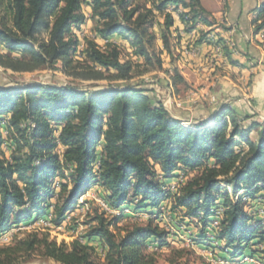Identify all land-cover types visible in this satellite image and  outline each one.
I'll return each instance as SVG.
<instances>
[{
  "label": "trees",
  "instance_id": "16d2710c",
  "mask_svg": "<svg viewBox=\"0 0 264 264\" xmlns=\"http://www.w3.org/2000/svg\"><path fill=\"white\" fill-rule=\"evenodd\" d=\"M4 1L11 26L0 19L3 69L26 73L42 67L57 69L60 63L61 71L74 80L132 79L131 63L120 60L113 42L107 41L102 50L87 39L83 53L88 64L74 59L78 38L72 27L85 21L83 0H0V8ZM130 2L90 0L98 21L94 31L102 39L114 35L129 39L136 53L151 63L145 30L138 26L142 18L137 17L135 26L129 23L136 12L128 8ZM152 3L160 12L181 7L178 18L188 26L187 32L197 24H215L200 0ZM253 11L254 33L264 32V0ZM164 25L166 29L173 25L170 11ZM43 31L47 39L39 40ZM161 38L168 47L167 35L162 33ZM172 74L173 85L184 82L176 68ZM247 119L224 104L210 121L184 125L170 115L162 101H153L148 90L133 84L97 89L71 83L0 86V128L5 121L7 129L6 138L0 132V233L34 216H44L51 208L52 222L58 224L81 196L99 185L107 192L104 201L114 210L132 204L135 212L154 216L171 198V212H180L182 220L195 218L201 223L200 233L190 237L194 244L212 249L224 259L237 260L248 254L264 264V218L258 210L245 208L250 200L264 203V126L255 120L244 124ZM253 130L258 132L255 140L250 138ZM181 171L196 174L174 193L167 186ZM53 198L56 202L52 204ZM219 207L223 210L219 226L209 232ZM95 220L97 224L89 225L81 236L83 242L33 236L14 248H0V254L39 244L55 264H97L92 261L96 248L89 243L98 240L105 249V264H158L147 246H166L169 235L153 219L128 227L120 237L109 229L120 216L108 221L96 216ZM174 253L168 264H193L182 258L181 250ZM0 264L10 263L0 259Z\"/></svg>",
  "mask_w": 264,
  "mask_h": 264
},
{
  "label": "rangeland",
  "instance_id": "374dc122",
  "mask_svg": "<svg viewBox=\"0 0 264 264\" xmlns=\"http://www.w3.org/2000/svg\"><path fill=\"white\" fill-rule=\"evenodd\" d=\"M153 1L154 0H131L128 7L130 9H136V12L129 20L131 26H135V24L137 23L138 16L142 18L141 20L138 19V21L140 20L138 26L140 29L145 30L144 44L151 58V63H148L147 61H145L144 58H142L136 53V49L131 45L129 39H126L120 35H114L107 39L108 41L113 42L118 46L120 52V60L122 62L128 61L132 65L133 77L128 82H111L107 80H74L65 72L61 71L59 67L60 63H58L56 65L57 69L53 67H42L33 72L26 73H15L0 67V86L5 87L12 86L15 84L30 83L58 85L71 83L80 86L84 89H97L102 86L109 85H112L114 87H123L127 84H133L148 90L153 101L160 100L162 101V103H165L168 112H178L180 116L185 118H192L193 120L202 118L203 115L206 114L205 111L203 112L202 108H196L193 104V109L191 110L192 114L190 115L188 113V115H186L184 114V112L189 111L176 107L173 102L167 101V91L171 86L176 99L181 101H185L186 99L191 97L193 98L195 95L200 96L199 91L204 88V85L200 82H196V80L188 78L192 69H189L186 75H183L181 73L186 71L185 69L187 64H185V67H183V69H180L179 65H183L185 57H198L201 54L197 47L198 44H212L215 46V52H217L216 47L221 46L220 51L217 53L225 51L227 47H223L221 45V39H216L215 37L210 35L211 30L204 31L203 29H198L197 27L200 24H197L196 28L192 31L187 32L188 26H185V24H183L178 18V13L182 11L181 7H179L177 10H173L172 7H168L163 12H160L154 7L152 3ZM227 1L228 0H200V3L202 4L203 2V4L209 10L207 11L205 9L207 14L210 15L211 11L215 10V8L216 10L220 11L221 9H225ZM260 2L261 0H259V3ZM81 11L85 17L84 23L79 27H72V33L75 34L78 38V46L77 51L74 54V59L80 60L79 62L88 64V62L85 61L83 53L87 39L93 40L96 45L102 50H105L107 48V44L94 31L98 24V21L96 17L93 16L90 0H83ZM169 11L172 13L173 16V25L169 27V29H166V26L164 25L165 14ZM255 14L256 13L253 11V17L255 16ZM143 16L145 17L143 18ZM0 19L4 23H6L7 26H11V13L8 9H6V1H4L0 8ZM196 29L197 32H194ZM162 33H165L167 35L169 45L168 47H165L163 43V40L161 38ZM255 34H260V36L261 34H263V37L261 36V39L262 41H264L263 31L259 33H254V36ZM38 39L46 40L47 32H41L38 35ZM174 68L179 71L181 76L184 78V82L177 83L176 85L172 84V70ZM199 74L200 72L194 74V76H197ZM166 77H168V80ZM248 88L249 82L244 84V86L242 87L244 91L240 92V94L244 95V97L246 98H248L246 96L249 93ZM200 98L202 99L201 96ZM209 100L213 101L212 96H209ZM203 102L206 106H211V103H208L207 101ZM170 115L172 114L170 113ZM213 116L211 115L209 117V121L213 118ZM245 117H248V121L246 122L245 120L244 124H249L253 120L250 119L251 116H244L243 118ZM256 120L262 126H264V117L258 118ZM1 129L2 128H0V132ZM257 135V130H253L250 133V138L255 140L257 138ZM6 137L7 135L5 136V138ZM242 147L246 149L245 146ZM2 150L7 156L8 150L6 143L2 145ZM181 173L184 174L186 180L195 175L196 171H181L178 174ZM56 182H58L57 177L55 178L54 182L55 189L57 192L59 186L56 185ZM173 182H175V179H172L168 183L167 189L170 188ZM180 186L178 187V189L180 188ZM178 189L176 190V192L178 191ZM106 194L107 192L104 188L99 185H94L83 195V202L79 204V207L71 211V215H73V218L70 222L66 224V226L62 230L49 229L48 231L34 229L30 232L24 230L18 231L9 244L0 245V248H14L15 246H17L18 242L26 238L30 239L33 236H35L37 240L46 238L49 241H63L65 243H69L73 239H78L79 241L83 242V238L81 236L87 232L89 225L97 224V221L95 220L96 216H102L104 219H106V221L112 219L114 216H120V221L116 225H112L109 228L110 231L114 233L116 237L122 236L128 227H131L133 225L146 224L148 219H153L154 224H157L160 228L167 232L169 236L167 238L166 246L158 248L153 243H150L147 246L146 251L154 254L158 264H168L167 259L175 256L174 252L179 250H181L182 252V258L189 260L193 264H213L211 261H209L210 258L208 256L209 250L212 249L202 248L196 244L191 245L190 237H193L200 233V230L202 228L201 223L195 218H186L182 220V214H180V212H171V198L165 200L161 204L159 208V213L160 211H162L163 213L161 214L163 215L156 218L158 214L151 216L149 212H135L132 207V204L127 205L123 210H116L114 213H106L99 206V201L104 200ZM54 202H56L55 198L51 200L52 204ZM245 208L248 212H256V210H258L257 213H261L264 208V203L261 202L260 199L256 201L250 200L248 201L247 206H245ZM50 211H52V208L49 210V212ZM42 217L43 216H34L31 221L33 222L35 220L37 222V219H40ZM261 217L264 218V215H261ZM212 230L214 231V228L210 227L209 232H212ZM89 244H92L96 248V251L92 252V261L97 264H105V249L102 250V242L94 240ZM0 259L10 264H55L54 260L45 256L44 249L39 244L35 245L31 249L22 248L19 250H8L0 254Z\"/></svg>",
  "mask_w": 264,
  "mask_h": 264
},
{
  "label": "crops",
  "instance_id": "0c3cea01",
  "mask_svg": "<svg viewBox=\"0 0 264 264\" xmlns=\"http://www.w3.org/2000/svg\"><path fill=\"white\" fill-rule=\"evenodd\" d=\"M258 3L259 0H228L225 9L220 11L215 8L211 11L210 15L215 20L212 27H197L204 31L211 30L210 35L221 39V45L227 48L217 53L212 44H198L201 54L198 57H185L183 65L179 67L183 69L187 64L186 71L181 73L186 75L192 69L188 78L200 82L204 88L199 91L202 99L194 94L193 98L183 101L184 110L189 111L184 114H192L193 104L196 108H202L206 114L193 120L169 111L173 117L190 124L198 120L209 121V117L224 104L229 105L241 118L251 116L250 119L257 121L264 117V41L260 34L254 36L251 24L253 10ZM201 5L209 11L203 2ZM230 42L235 44V48L230 47ZM198 72L200 74L194 76ZM248 82L249 93L246 98L240 92L244 91L242 87ZM209 96H212L213 101L209 100ZM202 100L211 103V106H206Z\"/></svg>",
  "mask_w": 264,
  "mask_h": 264
},
{
  "label": "built area",
  "instance_id": "2783aa9c",
  "mask_svg": "<svg viewBox=\"0 0 264 264\" xmlns=\"http://www.w3.org/2000/svg\"><path fill=\"white\" fill-rule=\"evenodd\" d=\"M261 36L263 37V34H261ZM102 40H104L105 43L108 41L107 39H102ZM220 47L221 46L216 47L217 52L220 51ZM230 47L235 48V44L233 42H230ZM166 78L168 80V77H166ZM166 99H167V101L173 102L176 107L184 109L183 101L176 99L174 91L172 90L171 86L169 87V89L167 91V98ZM162 104L166 108V104L165 103H162ZM183 124L189 125L190 123L189 122H183ZM1 125H2L1 135H2V138H5V136L7 135V129H6L5 121H2ZM97 165H98V162L95 163V166H97ZM184 181H185L184 174H182V173L178 174L175 177V182H173V184H171L169 190H171L172 192H176L178 187L181 184H183ZM56 185L58 186V182H56ZM228 191H230V188H228ZM83 197L84 196H81L79 198V201H78L76 207L74 208V210L77 207H79L80 203L83 202ZM99 206L106 213H114L116 211L114 209H111L104 200L99 201ZM161 213H163V212L160 211V213H157L158 215L156 217L162 216L163 214H161ZM222 213H223V210L221 207H219L215 212V218H213V221L211 222V227H213L214 229L218 228L219 221L222 218ZM71 214H72V212L67 214L65 216V218L58 224H55L52 222L53 216H52V211H50L46 215H44L42 218L37 219V222L34 220L33 222L29 221V222L19 224V225H12L9 229L4 231L3 233H0V245L9 244L11 242V240L13 239L14 235L17 234L18 231L24 230V231L30 232L31 230H34V229L48 230V231H49V229L62 230L66 226V224L68 222H70L71 219L73 218V215H71ZM260 214L263 216L264 210H262ZM207 235H209V234L207 233ZM192 244H194V243L191 241V245ZM215 245H217V244L215 243ZM208 256L210 258L209 261H211L213 264H263L262 262L259 261L258 258L253 257V256L248 255V254H245V255L239 257L237 260H229V259H224V258L218 257L213 250H209Z\"/></svg>",
  "mask_w": 264,
  "mask_h": 264
},
{
  "label": "water",
  "instance_id": "95a60500",
  "mask_svg": "<svg viewBox=\"0 0 264 264\" xmlns=\"http://www.w3.org/2000/svg\"><path fill=\"white\" fill-rule=\"evenodd\" d=\"M167 111H168V110H167ZM213 115H214V114H213ZM213 115H212V116H213Z\"/></svg>",
  "mask_w": 264,
  "mask_h": 264
}]
</instances>
